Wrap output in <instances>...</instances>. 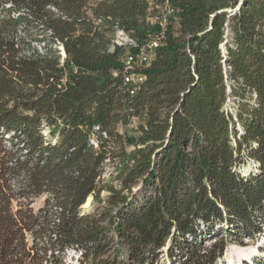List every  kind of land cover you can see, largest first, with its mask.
<instances>
[{"label":"trees","instance_id":"obj_1","mask_svg":"<svg viewBox=\"0 0 264 264\" xmlns=\"http://www.w3.org/2000/svg\"><path fill=\"white\" fill-rule=\"evenodd\" d=\"M167 7L130 96L115 36ZM263 225L264 0H0V264H216Z\"/></svg>","mask_w":264,"mask_h":264},{"label":"rangeland","instance_id":"obj_2","mask_svg":"<svg viewBox=\"0 0 264 264\" xmlns=\"http://www.w3.org/2000/svg\"><path fill=\"white\" fill-rule=\"evenodd\" d=\"M161 17L162 16L159 15L157 17V20L154 19L152 21H149V25L155 28V30L151 34L157 33L158 31L161 30V26L159 24ZM125 38H126L125 35L116 34L115 41L124 47V44L126 42ZM127 50L128 49L126 48V51ZM62 58H64L63 54H62ZM235 107L236 105L234 103L233 98L229 96L224 106L226 113L232 114L234 116ZM136 126H137V121L134 120L130 125L126 127L118 126L117 132L120 135L125 136L126 138L136 137L137 136ZM236 130L238 132L241 131V128L239 125H236ZM132 149H133L132 144L127 147L128 151H131ZM114 170H115V164L108 161L105 167L103 177H102L103 180L110 181L111 177L114 176ZM238 171L242 175H247L249 172L254 171V163L252 161L245 160L244 163L239 166ZM106 195L107 194L103 192L101 194V198L103 199ZM40 201L41 200L36 202L35 206H38L40 204ZM104 208H105V205L103 203L93 202L92 198L89 197L87 200V204L81 207V211L82 212H94L97 214V213H101ZM211 244H213V241H210V242L208 241V242H205L204 246H210ZM234 247H239L240 249L248 250V253H250V257L249 258H239L235 254L237 250H234L233 249ZM251 250H255V252L251 253ZM79 255H80L79 252L75 250L71 249L67 251L66 257H65V264H77L78 263L77 261L79 260ZM160 257L161 258L159 259L158 264H169L168 260L165 257V249L163 250V253L161 254ZM114 262L116 264H130L127 261L125 251L121 253L117 261H114ZM114 262H112V264H115ZM216 264H264V225L262 228V233L256 235L253 241L244 239L242 246L232 244V243L227 244V246L224 249L223 255L217 260Z\"/></svg>","mask_w":264,"mask_h":264},{"label":"built area","instance_id":"obj_3","mask_svg":"<svg viewBox=\"0 0 264 264\" xmlns=\"http://www.w3.org/2000/svg\"><path fill=\"white\" fill-rule=\"evenodd\" d=\"M172 14L173 9L167 7L156 16L149 17L148 22L154 19L157 20L159 15L162 16L159 22L161 30L157 33L150 34L141 44H138L125 36L126 42L124 47L128 50L121 59L123 67L122 80L130 96L134 95L140 84L144 82L145 78L142 75V70L150 65L155 50L162 46L166 37L167 29L171 23L170 19ZM117 34L124 35L122 32H118ZM115 43L118 46H121V44H118L116 41Z\"/></svg>","mask_w":264,"mask_h":264},{"label":"bare ground","instance_id":"obj_4","mask_svg":"<svg viewBox=\"0 0 264 264\" xmlns=\"http://www.w3.org/2000/svg\"><path fill=\"white\" fill-rule=\"evenodd\" d=\"M88 200V199H87ZM87 204V201L86 203ZM84 204V205H85ZM83 205V206H84ZM234 250H237V252L235 253L239 258H249L250 257V253H248V250L245 249H240L239 247H234ZM255 252V250H251V253Z\"/></svg>","mask_w":264,"mask_h":264},{"label":"water","instance_id":"obj_5","mask_svg":"<svg viewBox=\"0 0 264 264\" xmlns=\"http://www.w3.org/2000/svg\"><path fill=\"white\" fill-rule=\"evenodd\" d=\"M63 56H64V54H63Z\"/></svg>","mask_w":264,"mask_h":264}]
</instances>
